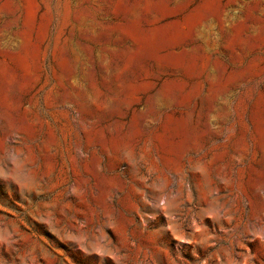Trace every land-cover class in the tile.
Segmentation results:
<instances>
[{"label": "rangeland", "instance_id": "374dc122", "mask_svg": "<svg viewBox=\"0 0 264 264\" xmlns=\"http://www.w3.org/2000/svg\"><path fill=\"white\" fill-rule=\"evenodd\" d=\"M0 264H264V0H0Z\"/></svg>", "mask_w": 264, "mask_h": 264}]
</instances>
